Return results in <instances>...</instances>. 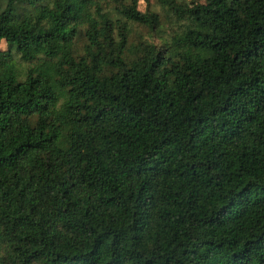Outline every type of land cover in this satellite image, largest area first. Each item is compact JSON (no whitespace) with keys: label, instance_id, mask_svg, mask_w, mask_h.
<instances>
[{"label":"trees","instance_id":"16d2710c","mask_svg":"<svg viewBox=\"0 0 264 264\" xmlns=\"http://www.w3.org/2000/svg\"><path fill=\"white\" fill-rule=\"evenodd\" d=\"M3 42L0 264H264V0H0Z\"/></svg>","mask_w":264,"mask_h":264},{"label":"rangeland","instance_id":"374dc122","mask_svg":"<svg viewBox=\"0 0 264 264\" xmlns=\"http://www.w3.org/2000/svg\"><path fill=\"white\" fill-rule=\"evenodd\" d=\"M151 3H152V5H155L156 0H151ZM140 7L144 11L146 9V4L145 3H141ZM155 8H156V6H155ZM152 9H153V7H152ZM0 51H3V52L4 51H7V45H6V43L3 42V43L0 44Z\"/></svg>","mask_w":264,"mask_h":264}]
</instances>
